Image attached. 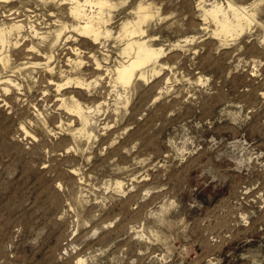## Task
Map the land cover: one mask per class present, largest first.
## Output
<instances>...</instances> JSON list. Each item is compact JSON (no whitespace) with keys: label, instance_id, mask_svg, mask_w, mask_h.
I'll use <instances>...</instances> for the list:
<instances>
[{"label":"rangeland","instance_id":"obj_1","mask_svg":"<svg viewBox=\"0 0 264 264\" xmlns=\"http://www.w3.org/2000/svg\"><path fill=\"white\" fill-rule=\"evenodd\" d=\"M93 2L96 42L73 0H0V264H264V0ZM140 11L165 54L124 86Z\"/></svg>","mask_w":264,"mask_h":264},{"label":"bare ground","instance_id":"obj_2","mask_svg":"<svg viewBox=\"0 0 264 264\" xmlns=\"http://www.w3.org/2000/svg\"><path fill=\"white\" fill-rule=\"evenodd\" d=\"M73 1H74V5H73L72 8H70L71 9L72 16L77 17L78 19H81L82 22L84 21L83 22V25H80L79 24L80 26H77V28L75 27V30L81 32L84 35H87L89 37H92L94 39V41L96 42V40H98L100 36L101 37L103 36L102 35L101 26H100L101 21H99L98 23L94 22L93 17H89V14L87 13V10L85 8V5L88 2L94 1L97 5H99L101 7V8H99L100 9V13H101V12H103V7L108 4L107 3L108 0H84L85 3H83V2L81 3L79 0H73ZM227 7H229L228 10H231L232 11L233 19H231L229 17L228 12L223 8V5L222 6H219V5L216 4V5H213L210 9L205 10V13L206 14H209V15H211L213 17V21L218 26V27L217 26L216 27L219 28V30H220L219 32L222 33L223 35H225V34L228 35V34H231L233 32H237L239 30H243L244 23H250V21L253 18L252 15H251V13H248L245 10L247 8L241 9V8H238V7H233L231 4L227 5ZM141 10H144V9L141 8ZM146 10H148V8ZM89 12H92V11H89ZM90 14H92V13H90ZM140 14L141 15L139 16L137 22L132 23L130 21V22L126 23L123 26V30H122V31H124V33L126 34V36L129 37L128 40H127V42H126V44H125V47L123 48V52H122V54L125 57H127L128 59L125 62H123L120 65H118L116 67L115 71H116L117 80L119 81L120 84H122L124 86L131 85L132 84L131 82H132V80L135 77L145 78L144 69L146 67H148L149 65H151V64L159 63V59H161L164 56V54H165V51L163 50V48H155L151 44H149V42H148L149 40L143 39V38H137L138 36H142L145 33V31L143 30V28H142L141 25H142L143 22H145L149 18V15H147L148 13L145 12V11H140ZM253 15H255V14L253 13ZM98 17H99L98 18L99 20H102V18H100V14H99ZM102 23H103V21H102ZM21 26L22 25H16V28L18 29ZM3 29H4V27H3ZM5 32H6V30H5ZM5 32H4V30H1L0 29V41H4L5 40V35H6ZM58 34H59V32H58ZM232 37H233V35H232ZM57 41H58V39H57ZM6 45H7V43H6ZM100 67H101V65H100ZM7 79H9V78H7ZM7 79L5 81H7ZM77 85L78 86H76V87L79 88L80 86H82L84 84H82V81L81 82L79 81V82H77ZM73 100H75V99H73ZM73 106H74V104H73ZM81 107L79 106L78 107V111H77L80 115L83 112L82 111L83 108H81ZM80 115H78V116H80ZM79 262H81V261H79Z\"/></svg>","mask_w":264,"mask_h":264}]
</instances>
